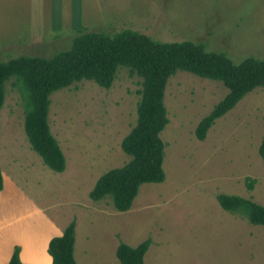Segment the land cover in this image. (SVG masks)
<instances>
[{"label":"rangeland","instance_id":"374dc122","mask_svg":"<svg viewBox=\"0 0 264 264\" xmlns=\"http://www.w3.org/2000/svg\"><path fill=\"white\" fill-rule=\"evenodd\" d=\"M84 9L88 31L129 28L163 42H201L234 62L264 59V0H84ZM72 37L62 30L33 54L51 57L70 48ZM13 80L5 83L0 110V165L58 224L75 221L76 264H121L118 244L134 247L147 238L144 264H264V226L224 210L216 199L235 194L264 205L258 150L264 87L246 93L200 140L197 124L228 88L186 71L171 75L164 91L168 123L160 133L165 179L140 185L121 212L110 198L94 201L89 192L104 172L130 158L120 144L136 123L141 79L121 67L108 88L82 79L51 93L48 122L65 156L62 172L48 168L30 147ZM246 179L254 180L252 189Z\"/></svg>","mask_w":264,"mask_h":264},{"label":"trees","instance_id":"16d2710c","mask_svg":"<svg viewBox=\"0 0 264 264\" xmlns=\"http://www.w3.org/2000/svg\"><path fill=\"white\" fill-rule=\"evenodd\" d=\"M138 76L140 89L136 123L121 140V150L129 160L120 167L104 172L89 192L92 200L110 198L118 211H127L143 183H160L163 170L164 142L161 131L168 123L164 91L168 78L176 71H186L203 78L219 80L228 93L197 124L195 134L203 140L214 121L230 110L246 93L264 87V59L248 56L234 62L226 53L207 50L204 43L190 40L163 42L124 28L112 34L79 30L70 48L51 57L19 56L0 61V110L5 98V83L15 76L24 107L23 127L30 147L43 163L56 172L65 169L64 153L50 130L48 113L52 92L82 79L101 87L111 86L119 68ZM264 158V132L259 146ZM253 179H246L249 189ZM3 179L0 169V190ZM226 211L239 214L248 222L264 226V205L235 194L216 195ZM75 221L68 223L60 236L50 239L48 253L52 264H76L74 259ZM151 240L136 246L120 242L116 257L121 264H144ZM14 247L8 264H24Z\"/></svg>","mask_w":264,"mask_h":264},{"label":"crops","instance_id":"0c3cea01","mask_svg":"<svg viewBox=\"0 0 264 264\" xmlns=\"http://www.w3.org/2000/svg\"><path fill=\"white\" fill-rule=\"evenodd\" d=\"M84 10V0H0V61L39 56L33 53H40L62 30L74 36L84 28ZM15 51L20 54L5 58ZM0 169V264H8L16 246L22 263L52 264L48 244L64 226Z\"/></svg>","mask_w":264,"mask_h":264}]
</instances>
